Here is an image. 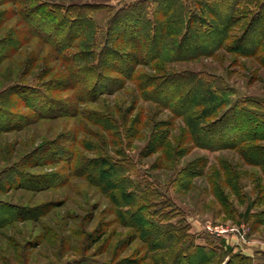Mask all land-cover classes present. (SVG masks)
Masks as SVG:
<instances>
[{"label": "rangeland", "instance_id": "374dc122", "mask_svg": "<svg viewBox=\"0 0 264 264\" xmlns=\"http://www.w3.org/2000/svg\"><path fill=\"white\" fill-rule=\"evenodd\" d=\"M133 1L0 0V264H164L168 250L151 251L141 238L122 251L136 235L117 220L133 185L147 193L142 204L154 223L182 232L189 254L201 248L214 253L210 264H228L232 248L247 264H264V167L241 151L181 145L185 119L145 100L137 85L145 76L207 72L223 79L234 100H264V68L243 59L237 66L221 51L140 67L136 82L104 72L108 90V82L81 75L97 63L107 12L75 41L67 33L45 40L25 17L37 2L118 9ZM249 2L242 10L256 12L261 0ZM5 40L14 46L3 49ZM62 42L71 48L59 50ZM218 226L227 233L211 231Z\"/></svg>", "mask_w": 264, "mask_h": 264}, {"label": "trees", "instance_id": "16d2710c", "mask_svg": "<svg viewBox=\"0 0 264 264\" xmlns=\"http://www.w3.org/2000/svg\"><path fill=\"white\" fill-rule=\"evenodd\" d=\"M19 1L16 0V5ZM243 3L252 4L249 0H137L117 9L103 5L63 7L37 2L25 17L35 34L45 40L54 39L55 33H67L69 39L75 41L83 33L87 34L88 29H97L96 20L107 12L104 23L108 26L105 31L101 29L106 37L100 40L102 48L97 63L84 67L81 75L89 74L90 81L97 78L96 85L100 80H103L100 84L108 82L109 90L113 84L105 78L104 72L119 73L124 79L135 81L140 67H150L161 61L215 58L221 51L234 55L237 66L242 65L243 59L255 61L264 68V0L258 3L256 12L242 10ZM45 17H52L51 24L46 23ZM114 30L118 32L116 37L112 35ZM13 43L5 40L3 49L14 46ZM58 48L62 51L70 49L71 45L62 42ZM5 57H0V61ZM96 70L98 74H91ZM143 79L145 82L137 85L145 100L171 110L178 119H185L187 130L182 135L181 145L189 143L211 151H241L247 163L264 167V147L257 145L264 142L263 99L234 100L230 98L233 90L223 79L207 72L145 76ZM222 109H225L223 114L217 116ZM129 189L125 192L126 201L119 204L128 210L118 214L117 220H123L124 226L132 228L136 237L122 248L123 252L141 238L151 246V251L168 250L164 264H210L214 253H202L205 250L197 248V253L189 254L187 251L192 246L182 242V232L163 229L145 212L142 202L147 193L136 185ZM105 236L106 233L96 235L91 247ZM161 236H166L167 240L157 247ZM153 237L154 242L150 244ZM226 255L231 259L228 264H234L238 258L241 261L237 264H247L249 260L247 255L236 254L232 248H227Z\"/></svg>", "mask_w": 264, "mask_h": 264}, {"label": "built area", "instance_id": "2783aa9c", "mask_svg": "<svg viewBox=\"0 0 264 264\" xmlns=\"http://www.w3.org/2000/svg\"><path fill=\"white\" fill-rule=\"evenodd\" d=\"M211 231L214 232L215 234L221 236V235L227 233L228 230L221 229L218 226V227L214 228ZM237 233H238V238H239V244H244L245 243V239H244L243 235H241V233L239 231Z\"/></svg>", "mask_w": 264, "mask_h": 264}]
</instances>
